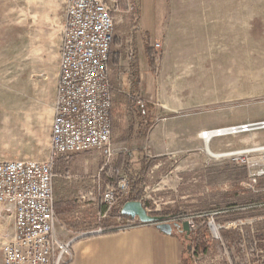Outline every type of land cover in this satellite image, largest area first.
Segmentation results:
<instances>
[{"label": "rangeland", "instance_id": "rangeland-1", "mask_svg": "<svg viewBox=\"0 0 264 264\" xmlns=\"http://www.w3.org/2000/svg\"><path fill=\"white\" fill-rule=\"evenodd\" d=\"M47 2L48 5L32 11L11 7L13 10L1 18L3 22L8 18L14 24L20 22L21 16L32 14V33L27 26L21 31L14 30L10 33L8 52L0 54V159L43 160L49 153L64 8L63 0ZM118 10L119 7L114 19L120 14ZM123 26L124 22H115V37ZM29 35L33 37L32 44ZM117 43L114 38L111 50ZM156 43L159 42L154 47ZM255 57L256 82L242 86L239 97L219 103L187 102L174 113L179 118L182 116L186 124L189 122L190 129H195L207 124L211 116L237 112L240 122L205 129L225 131L214 136L209 145L212 150L227 155L209 156L200 137L202 131L191 137L178 126L175 149H162L169 141L157 134L141 147L137 140L140 138L130 132L124 148L114 147L111 141L114 155L110 158L97 150L60 158L53 180L59 237L68 239L92 230L107 218L113 224L114 218L98 221L97 215L91 213L103 210L100 201L103 191L126 176L130 191L127 196L120 195L118 203L139 200L150 215H158L162 217L161 223L171 225L185 248L192 240L190 255L186 254L191 264H264V174L260 173L264 166V55L258 53ZM111 86L114 96L116 89ZM135 97L143 98L133 97L134 111L140 112L146 103L143 100L144 107L138 108ZM241 125L249 127L238 132L227 130ZM235 152L240 153V158L234 159ZM80 210L86 211L79 216L87 225L80 230L69 229L66 219L72 220L73 213ZM208 217L215 225L231 224L220 229L219 240L213 237ZM188 221H193V228H188ZM12 231V217L0 212V264L2 244ZM184 234L189 235L187 241L183 240ZM225 235L233 236V242H227Z\"/></svg>", "mask_w": 264, "mask_h": 264}, {"label": "crops", "instance_id": "crops-1", "mask_svg": "<svg viewBox=\"0 0 264 264\" xmlns=\"http://www.w3.org/2000/svg\"><path fill=\"white\" fill-rule=\"evenodd\" d=\"M116 2L120 14L115 22L122 21L124 26L117 31L118 43L108 62V76L116 89L112 101L114 147L124 148L131 132L140 138L141 147L152 135H163L169 145L162 149L170 150L176 147L178 126L192 137L208 128L240 122V115L232 110L190 129L191 124L174 113L187 102L232 101L240 96L242 86L255 84V56L264 55V0ZM44 4L48 5L47 0H0V54L8 52L11 32L21 31L23 26L32 30V14L21 16L14 24L1 18L13 10L11 7L32 11ZM155 42L160 43L159 48L154 47ZM57 77L58 69L55 93ZM132 96L143 98L144 110L134 111ZM92 211L94 215L98 210ZM85 212L73 213L75 222L66 219V226L76 230L85 227L86 220L79 216ZM70 238L74 239L72 256L66 264H191L180 235L174 230L163 231L155 223Z\"/></svg>", "mask_w": 264, "mask_h": 264}, {"label": "built area", "instance_id": "built-area-1", "mask_svg": "<svg viewBox=\"0 0 264 264\" xmlns=\"http://www.w3.org/2000/svg\"><path fill=\"white\" fill-rule=\"evenodd\" d=\"M117 9L115 0H64L49 153L43 160L0 159V212L13 219V231L1 247L2 264H66L72 256L74 239H62L56 232L59 222L54 204V169L60 158L72 154L97 150L107 158L114 155L113 92L108 62L115 38ZM135 104L138 108L145 105L139 97H135ZM248 127L233 126L227 130L238 132ZM213 131L215 136L225 132ZM232 154L234 159L241 156L239 152ZM260 173L264 174V166ZM255 176L256 173L254 181ZM129 191L126 176L107 187L100 197L104 210L97 211L98 221L112 217L113 227L118 229L138 224L137 217L121 214L118 198L127 196ZM207 220L213 237L218 240L220 229L231 225L229 222L215 225L209 217ZM186 223L189 229L194 227L193 221ZM103 230L98 223L94 229L75 237L100 234Z\"/></svg>", "mask_w": 264, "mask_h": 264}, {"label": "water", "instance_id": "water-1", "mask_svg": "<svg viewBox=\"0 0 264 264\" xmlns=\"http://www.w3.org/2000/svg\"><path fill=\"white\" fill-rule=\"evenodd\" d=\"M260 125V124H256ZM121 214L130 216L137 219L142 223H157L158 227L166 232H170L172 227L168 223H161L162 217L158 215H150L144 205L139 200H129L123 203L121 207ZM183 228L187 230L186 223L183 224Z\"/></svg>", "mask_w": 264, "mask_h": 264}, {"label": "trees", "instance_id": "trees-1", "mask_svg": "<svg viewBox=\"0 0 264 264\" xmlns=\"http://www.w3.org/2000/svg\"><path fill=\"white\" fill-rule=\"evenodd\" d=\"M130 195H131V193H130ZM132 199H136V197H134ZM123 202H124L123 200H120V203H123ZM124 216L126 217L127 215H124ZM139 224H146V223L139 222ZM102 226L104 228L102 233H112V232H117V231H120V230H124V229L114 228L110 218L104 219ZM178 231H180V229H178ZM87 236H90V235H87ZM188 239H189V235L184 234L183 240L187 241ZM225 239H226L227 242L230 243V242H233L234 237L231 236V235H225ZM191 241H190L189 244L186 245V248H185V252L188 255H190V252H191Z\"/></svg>", "mask_w": 264, "mask_h": 264}, {"label": "bare ground", "instance_id": "bare-ground-1", "mask_svg": "<svg viewBox=\"0 0 264 264\" xmlns=\"http://www.w3.org/2000/svg\"><path fill=\"white\" fill-rule=\"evenodd\" d=\"M215 132L216 131L203 130L200 133V137L202 140H204V146H205L206 153L211 157L218 158L220 156L227 155V154L223 152L214 151L210 148V145H209L210 140L216 135ZM222 132L223 130L221 129V133Z\"/></svg>", "mask_w": 264, "mask_h": 264}]
</instances>
